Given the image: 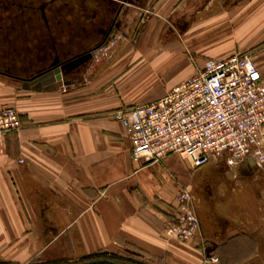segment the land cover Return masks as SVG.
<instances>
[{"label": "crops", "instance_id": "obj_1", "mask_svg": "<svg viewBox=\"0 0 264 264\" xmlns=\"http://www.w3.org/2000/svg\"><path fill=\"white\" fill-rule=\"evenodd\" d=\"M143 10L136 35L55 90L0 78V98L21 123L0 153L1 263L105 253L143 264H226L223 255L241 249L247 260L235 264H259L249 259L250 248L258 247L250 207L263 196L244 193L245 183L243 193L227 194L220 180L211 198L245 201L239 221L230 209L208 208L199 190L207 180L194 179L223 169L255 180L254 161L234 168L212 162L192 172L176 154L133 161L112 114L156 101L208 60L233 54H250L264 81V0H150ZM180 188L191 193L199 222L188 243L162 235Z\"/></svg>", "mask_w": 264, "mask_h": 264}, {"label": "built area", "instance_id": "obj_2", "mask_svg": "<svg viewBox=\"0 0 264 264\" xmlns=\"http://www.w3.org/2000/svg\"><path fill=\"white\" fill-rule=\"evenodd\" d=\"M112 118L124 128L133 161L176 154L192 169L218 161L234 168L246 158L264 166V81L248 53L208 60L158 100ZM20 129L17 111L0 98V153L5 137ZM173 201L162 235L192 242L199 234L192 195L180 188Z\"/></svg>", "mask_w": 264, "mask_h": 264}, {"label": "flooded vegetation", "instance_id": "obj_3", "mask_svg": "<svg viewBox=\"0 0 264 264\" xmlns=\"http://www.w3.org/2000/svg\"><path fill=\"white\" fill-rule=\"evenodd\" d=\"M149 1L0 0V78L28 86L26 81L50 69L56 59L116 46L134 31ZM72 49L77 50L70 54ZM89 63L96 61L71 76Z\"/></svg>", "mask_w": 264, "mask_h": 264}, {"label": "rangeland", "instance_id": "obj_4", "mask_svg": "<svg viewBox=\"0 0 264 264\" xmlns=\"http://www.w3.org/2000/svg\"><path fill=\"white\" fill-rule=\"evenodd\" d=\"M0 13H1V9H0ZM138 26H139V21L137 23V27L134 28V31L131 33L132 37H133V35L137 34L138 29L140 30L141 26L140 27H138ZM119 43L116 46H118ZM114 47H111L110 49H108L107 51H105L102 54L104 55V54L108 53ZM76 50L77 49H72L70 54L75 53ZM98 58L100 60L101 57H98ZM189 168H190L188 170L189 172L195 171V169H192L191 167H189ZM231 168H233V167H231ZM261 169L262 168H259V170H261ZM259 170H256L254 172L255 174H253L254 176L252 177V179H254V177H255V180H251V179L247 180L248 177L246 175H244L242 172H238L237 170H232L231 171L232 174H230L229 173L230 170L227 171V170H223V169L220 172H218L216 170H211L210 172H207L206 174H202V175L201 174H199V175L195 174L194 179L196 178V180L197 179L200 180L201 178H204L205 180H207V181L204 180L205 184L200 186L199 190L201 191L200 193L202 194L201 199H203V201H204L203 203H206L208 205V208L211 205L212 207L214 206V209L217 208L218 211H225L227 209H230L229 211H232L233 213H235L237 215V219L240 221L241 220L240 217H241L242 212H245V210H246V208L244 207L245 201H242L239 198V199H235L232 202H228V203H226L225 201L217 202L216 200L212 199L211 197L217 193L216 189L219 186L218 183L221 180V183H223V187L227 188V194L232 193V190H231L232 188L234 189L233 190L234 194L243 193L242 189L240 190V185H243V183H245L246 186L243 188L244 193L249 191L250 193L255 194V196H257V198H258V196H263V198H264V172L259 171ZM218 179H219V181H217ZM249 182H250V184H249ZM248 188H250V190H248ZM257 198H255V199H257ZM253 214L257 215V217L255 219H251V221H254V222H251L250 230L251 231L256 230V231H254V233L252 235L256 238V243H257L258 247H257V249L252 248V247L250 248L249 259L250 260H259V264H264V200L260 205L258 204V202H254V206H252V203H251L250 215H253ZM235 227L241 228V224L237 223V225H235ZM242 257H244V260H247L245 258L246 257V250L241 251V249H239V250L235 249V250H230L229 252H227V254H224L223 257L221 258V260L225 259L224 261L226 262V264H235V263L241 261Z\"/></svg>", "mask_w": 264, "mask_h": 264}, {"label": "water", "instance_id": "obj_5", "mask_svg": "<svg viewBox=\"0 0 264 264\" xmlns=\"http://www.w3.org/2000/svg\"><path fill=\"white\" fill-rule=\"evenodd\" d=\"M108 49L107 44H104L100 48H97L84 55L73 56L63 62H59L57 59L53 62L50 69L45 72L35 76L30 81L25 83L29 87L36 85L38 90L51 91L55 90L57 86L63 84L67 81L72 73L83 64L85 65L90 60L97 61L100 54ZM71 264H119L111 260L101 259V260H91L81 263H71Z\"/></svg>", "mask_w": 264, "mask_h": 264}, {"label": "trees", "instance_id": "obj_6", "mask_svg": "<svg viewBox=\"0 0 264 264\" xmlns=\"http://www.w3.org/2000/svg\"><path fill=\"white\" fill-rule=\"evenodd\" d=\"M101 259L111 260L119 264H143L142 262H139L132 258H122V257H117V256H111L105 253H97L94 255L79 258L78 260L71 261V262H69L68 260H58V261H51V262H43L40 260H34L27 264H71V263H81V262H86V261H91V260H101ZM0 264H8V263L0 262Z\"/></svg>", "mask_w": 264, "mask_h": 264}]
</instances>
